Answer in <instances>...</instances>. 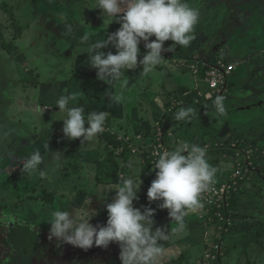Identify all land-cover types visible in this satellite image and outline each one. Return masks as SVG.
<instances>
[{
	"label": "rangeland",
	"instance_id": "rangeland-1",
	"mask_svg": "<svg viewBox=\"0 0 264 264\" xmlns=\"http://www.w3.org/2000/svg\"><path fill=\"white\" fill-rule=\"evenodd\" d=\"M4 1L10 3V0H0V21L5 19L7 21L0 23L3 25L0 28V42L3 39L1 36L4 35L7 41L18 45L19 49L17 51L12 48L6 49L0 44V217L14 218L11 222L0 224V264H13V245L7 244L6 239L10 241V227L16 222L18 227H22L21 234L28 233L38 238L37 234L42 230L46 235L51 258L49 256H46L49 260L42 258L40 264H62L61 261L64 259L69 260V264H86L89 260L83 261L81 258L84 256V249L60 242L56 238H49L51 225L48 221L51 211L70 210L74 213L76 207H82L87 198L90 204L85 206L86 210L96 213L90 223L94 226L106 225L108 219L106 203L111 202L116 195L114 189L118 185L100 186L86 173L90 171L89 164H95L105 157L106 143L100 135L84 144H81L82 138L70 140L64 135V122L60 119H63L66 113L59 111L57 100L61 95L69 94L71 83L67 81L68 77L64 72L66 66L70 68L72 65L69 64L70 57L63 56L64 48L61 46L62 41L59 40L61 32L60 36L55 35L53 39L52 36L48 38L51 34L49 31L40 29L38 38V33L35 34L32 25L31 29L25 32V26L30 24L33 17V14L26 10L30 5L21 8V12L15 15L14 22L2 8ZM35 1L39 7V0H33ZM52 2L56 7L61 5L59 0ZM188 3L198 9L200 14L192 33L194 39L187 46L186 53L190 56L188 58L177 56L178 45L174 47V51L162 53L166 54L167 59L188 69L174 72L177 82L179 78L186 76H189L192 82L195 80L191 64L198 59L209 62L215 60V63L222 62L234 67V74L230 77L233 84L230 83L231 92L228 99V102L232 100V103L226 106L227 114L223 117L217 115L214 105L210 102L190 107L193 109L190 121H176L173 119L174 114L166 113L169 118L168 130L173 133L172 139L169 138V144L174 148L182 147L185 143L210 147L211 150L206 148V154L208 160H214L211 165L217 167L219 172L227 171L226 178H221L218 174L216 176L215 184H221L231 178V172L237 164L229 150L225 154L227 158L224 152L223 155L218 154L222 151L219 136L228 133H231L229 137L234 133L243 134L246 137V147H250L252 140L258 143L252 148L256 156L253 154V158L251 157L244 169L246 178L239 185L238 206L229 208L228 212L231 214L225 213L227 216L223 218V221H228L229 224L236 223L235 236L227 234L225 237H230V242L224 238L221 245L226 251L233 248L238 254L242 252L243 258H248L245 264H264V255L261 256V253H264V245L261 244L264 237L263 235L260 238L254 237L259 232V226H264V0H188ZM22 4L20 0L19 5ZM75 7L77 6L74 5ZM63 9L67 10L65 6ZM59 10L63 11L61 8ZM65 16L61 13L59 20L62 22ZM199 24H202L203 29L195 31ZM35 26L36 29L39 28V22L35 23ZM22 32L25 33L21 35ZM63 33L68 34L67 27H64ZM42 34L47 37L46 40H42ZM172 44L171 40L166 41L165 49ZM159 68L154 69L150 76L163 78L162 74L167 68ZM142 69L136 72L138 76ZM66 73L69 74L68 70ZM143 77H140L141 81L139 78H132L137 87L134 89L130 87L128 101L123 94L126 101L125 112L128 115L138 106L136 100H142L139 98L140 91L143 88L152 90L148 74ZM189 83L191 84V81ZM152 85L159 86L157 83ZM145 104H149L148 100ZM71 106L79 107V104ZM84 116L87 119V115ZM110 122L111 120L105 123L104 132L112 131ZM219 128L221 130H218ZM196 131L202 135H199L200 138L197 140V134L194 133ZM194 140L196 141L193 142ZM37 150L46 157L45 164L40 165L44 172L43 176L39 172L32 175L23 174L22 161ZM54 152H60L62 156L59 168L56 161L51 158ZM134 155L131 154V161L137 158ZM140 164L146 168L144 159L140 157L137 164L133 162L129 168L130 175L133 166L136 165L135 171H138L139 167L142 168ZM153 169L154 165L151 170H146V178L152 181L156 178ZM148 189L149 185L142 183L140 192L143 198L134 201L135 207H151L148 197H145ZM50 193L55 195L49 200ZM89 193L90 197H83ZM99 194L103 196L98 198ZM204 194L203 204L198 213L205 217L206 214L209 215L211 208L204 202ZM141 203L146 205L140 206ZM155 208L160 209L159 206ZM208 219L206 216L207 221ZM215 230L216 227L213 226L211 230L208 229L209 236L206 231L204 241L206 249L201 258L194 263L214 264L213 259H209L206 253L212 250V245H216L213 243L215 236L212 235ZM39 240H42L41 237ZM217 245L222 248L220 244ZM94 248L100 247L94 245L90 249ZM233 250L231 249L232 252ZM221 254L224 255L218 264H225L227 255L223 249ZM20 259L22 258H19V261Z\"/></svg>",
	"mask_w": 264,
	"mask_h": 264
},
{
	"label": "clouds",
	"instance_id": "clouds-1",
	"mask_svg": "<svg viewBox=\"0 0 264 264\" xmlns=\"http://www.w3.org/2000/svg\"><path fill=\"white\" fill-rule=\"evenodd\" d=\"M96 8L102 10L104 23L109 20V24L114 21L121 24L117 31L95 41L86 51L88 64L97 70V78L108 86L116 85L121 89L110 96L117 104L124 100L123 90L129 86V77L125 73L142 65L141 75H146L165 59L162 52L174 51L176 45L189 46L200 18L199 10L191 7L188 0H95V7L91 9ZM153 36L155 40L151 39ZM169 40L173 44L165 49L164 43ZM141 41L148 51L138 59ZM109 46L116 49L115 54L102 50ZM224 99L218 95L212 101L221 117L227 114ZM76 100L74 93L61 95L57 105L60 112L66 113L60 119L64 122V135L70 140L82 138L81 144H84L104 132L108 113L92 111L85 119L83 107L71 106ZM192 113L193 109L181 107L173 119L190 121ZM51 158L59 168L61 153L54 152ZM45 159L40 151L33 152L22 161L23 174L39 172L43 176L40 165L45 164ZM153 170L156 178L148 189V200L150 203L160 202L159 208L168 210L171 225L174 223L177 227L154 229L155 210L134 206L143 181L141 175L137 179L133 173L122 177L114 189L116 195L106 203V225L90 223L96 213L86 210L85 206L90 203L85 198L82 207H76L74 213L70 210L51 211L49 238L84 250L94 245L107 248L116 243L120 248L121 264H157L164 253L162 242L169 241L175 233L183 230L190 210L202 207V194L212 190L218 168L208 162L206 148L185 143L175 150L160 153ZM13 220L11 216L0 217V224Z\"/></svg>",
	"mask_w": 264,
	"mask_h": 264
},
{
	"label": "crops",
	"instance_id": "crops-1",
	"mask_svg": "<svg viewBox=\"0 0 264 264\" xmlns=\"http://www.w3.org/2000/svg\"><path fill=\"white\" fill-rule=\"evenodd\" d=\"M19 2L20 0H10V3L4 1L3 3L4 5L2 8L4 9L5 12L9 14L8 16L10 17V19H13V21L15 22L16 21L14 20L15 15L21 12V8H25L27 5H30L26 10L28 12H31L33 14V17L30 20L31 21L30 24L25 26L24 28L25 32L31 29V25L33 27V30L35 31V34L38 33L37 36L38 38H39L38 29L46 32L49 31L51 34H49L48 38L52 36V39L55 35L60 36L59 33L61 32V36L59 37V40L62 41L61 46H63L64 48L63 56L64 58H67V56H69L70 57L69 64L72 65L70 68H67L66 66V70H68L69 74L66 73V70L64 73L65 76L68 77L67 81L71 83L69 88V93H74L77 95V100L73 102V104H79L81 101H83L89 103L92 106L93 111H99V112L106 111L108 113L107 115L108 121L111 120L110 128L112 129V132H115L118 135V137L123 136L127 138L128 141L126 143H129V145H142L144 142L152 140L156 123L162 118H165V116L168 114H175L178 108L195 107L196 104L192 101V98H195V96L198 95V92L200 90L198 89L199 88L198 85H201L203 87L204 85L202 83L197 82L198 77L195 75H194L195 80L193 79V82L189 76L179 78V82H177V79L174 77L175 76L174 72L175 71L179 72V70L183 71L188 69L180 66L179 64H176V62L174 63L173 60L167 59L166 54L162 53L165 59L155 69H160L159 67L167 68L165 70V73L162 74L163 78L158 79L156 75L150 76L151 72H149L148 77H150L151 79L149 83L152 86L151 87L152 90H149L148 88L146 89L143 88L142 91H140L141 93H139V98L142 100H136L138 102V106H136L133 109L131 114L129 115L126 114L127 112H125L126 111L125 100L128 101L130 97V90H131L130 87L132 89H134V87H137L135 86L136 83L132 82V78L135 77V78H139L140 80V77H143V75L141 74L139 76L138 74H136V72H139V69L143 68V66L138 65L136 69L128 70L125 73L129 77V86L123 90V94H125L126 99L123 100L121 103L117 104L111 101L110 96L112 94L119 92L121 89L116 85L108 86L105 82L97 78V70L89 66L88 64L89 57L88 54L86 53L88 47L92 43H94L97 40H102L107 38V35L117 31L121 27V24L115 21L109 24L111 22L109 20H106V22L104 23L102 10L99 8L91 9L95 7V0H59L61 4L59 7H56V5H54L52 0L51 1L39 0V7L37 4L38 2L36 1L33 2V0H29V4H28V0H21V2L23 3L22 5H19ZM74 5H76L77 7L74 8ZM64 6L65 8H67V10L69 7L68 12L67 10L63 9ZM60 8L63 11H60L59 10ZM77 12L78 15H76ZM61 13L66 15L65 19H63L62 22L59 20L60 19L59 16ZM1 22L5 23L7 21L5 19L4 21L3 20L0 21V23ZM38 22H39V26H38L39 28L36 29L35 23L37 24ZM2 27L3 25L0 24V28ZM64 27L65 28L67 27L68 34L63 33ZM25 32H22L21 35H23ZM45 34L48 35V33ZM42 36H43L42 40L47 39V37L44 36V34H42ZM85 37H87V39H85ZM35 39L37 38L35 37ZM151 39L155 40V37L153 36ZM3 40L4 37L0 42V44H2V47H4ZM47 41L49 42V40ZM50 43L52 42L50 41ZM15 46H17L16 49L18 50L19 46L16 44ZM139 47H140V54L138 56V59H142L143 56L147 54L148 50L144 47V41H141ZM183 48L187 49V47H183ZM102 50L105 51L106 53L108 51H112L114 54L116 53V49L111 46ZM179 51H181V49ZM177 56H179L180 58L187 57L183 55L180 56L179 54ZM211 61L215 62V60H211ZM67 64L68 63H66V65ZM189 81H191V84L189 83ZM155 83H157L159 86L154 87L152 84ZM64 85L66 84H63V86ZM146 100H148L149 104H145ZM180 101H186V103L184 105H179L178 103ZM231 101L232 100H229V102L228 101L225 102L224 103L225 106L227 105L229 106V104L232 103ZM165 119L168 123L169 118L166 116ZM138 124H141L144 127V130H146L144 131L145 134L143 132L137 131ZM230 132H232V130ZM139 133L143 134L142 138H137V135ZM194 133L197 134L198 132L196 131ZM199 135L202 136L201 134H197L196 140L200 138ZM230 135L231 133L222 135V138H228ZM172 136L170 137L171 139ZM178 140L179 139H177V141ZM196 140H194L193 142H195ZM134 156H137V158L134 159V163L137 164V161L140 159V157L144 159V163L146 162L145 158H147V156L141 154ZM97 164L98 162H96L95 164L92 163L89 164L91 165L90 167H88L90 171L86 172L87 174H89L90 178L94 180L98 173ZM135 166H133L131 173L132 174L134 173L137 179L141 175V179L145 184L146 177H144V175L142 174V172L144 171L143 170L144 167H142L140 164L142 168L138 166L139 170L135 171ZM226 172L221 170L220 172L218 171L217 174L220 175L221 178H226ZM102 185L103 184H101L100 186ZM111 185H119V184H111ZM95 186L97 187V184H95ZM90 196L91 194L87 195V197ZM102 196H103L102 194H99L98 198H101ZM141 198H143V195L139 191L137 200ZM159 203L160 202H158V204H153V203L149 204V206H151L152 209L155 210V215L153 218L156 221V223L154 225V229L156 227H160V228H167L170 230L171 227L172 228L177 227V225H175L174 223L171 225L169 212L167 209L155 208V206H159ZM141 205H146V204L142 203L140 204V206ZM198 211L200 212V209H197L195 211L190 210L185 217V225L183 230L175 233L169 241L162 242L164 253L158 260L157 264H197L194 262L198 258L199 259L201 258L203 251H205L206 249V244L204 242L206 241L205 233L208 229L211 230L213 226L211 222L206 220V216L205 217L204 215L200 216ZM235 231L236 229H234V231L231 232L232 236H235L234 234ZM41 233L44 235V232L42 230ZM262 235L264 237V232ZM254 237L257 238L256 234ZM224 238H226V240L230 242V237L224 236L223 239ZM113 244L114 243H111L107 248L100 247L98 249L94 248L90 250L89 249L85 250V252L83 253L84 256H82L81 258L83 259V261L85 259L89 260L88 262H86V264H99V263L121 264V261L119 259L120 256L119 245L118 244L115 245L116 243L114 245ZM261 244L264 245V242H262ZM47 245H49V242H47ZM231 249L233 250V248ZM231 249L229 248L226 251V248L224 247V252L227 255L226 256L227 262H225V264H245L248 258H243L242 252L239 251L241 253L238 254V251L236 249L233 250L234 255H232L233 252L231 251ZM263 255L264 253H261V256ZM61 262L62 264H69V260L66 259L62 260Z\"/></svg>",
	"mask_w": 264,
	"mask_h": 264
},
{
	"label": "built area",
	"instance_id": "built-area-1",
	"mask_svg": "<svg viewBox=\"0 0 264 264\" xmlns=\"http://www.w3.org/2000/svg\"><path fill=\"white\" fill-rule=\"evenodd\" d=\"M191 69L194 71L195 76L198 77L199 83H202L205 86L198 85L200 89L198 95L195 98H192V101L196 104H205V103H212L216 96L222 95L224 99V103L228 101L229 94H230V77L234 74V67L231 65H227L222 62H209L204 59H198L191 64ZM189 98V97H188ZM186 101H180L179 105H184ZM213 104V103H212ZM162 122H166L165 118H162L156 123L152 140L144 142L142 145H138L137 147H133L135 145H130L132 149V154L135 155H145L148 158H151L152 163L156 162L158 159V155L163 151H171L175 150L172 145L169 144V138L172 136V133L162 124ZM143 134H138L137 138H142ZM124 144L128 141L127 138L121 136L119 137ZM243 142V141H242ZM221 150L225 154L228 152H232L233 157L236 161V167L233 168L231 172V178L221 184H214L211 191L205 192V203L208 205L211 210L209 211V215L206 214L207 218H209V222L213 224V227H216L213 236L215 239L213 241L214 244L212 245V250L206 253L207 257L213 259L214 263H218L220 260L219 258L224 254H221L222 249L224 251V247L221 245L223 241L224 233L229 230L228 226L233 225L232 223L229 224L228 221L224 222L223 218L225 215L224 210H228L230 208V199L234 191L238 190L241 181L246 178L245 175V166L247 162L253 158L254 149L253 147H246V145H241L238 141H231L230 145H225V143L220 144ZM219 147V144H218ZM218 147L216 149H218ZM211 150L210 147H205ZM123 151V148L120 152ZM225 158H227L225 156ZM228 208V209H227ZM216 213V214H214ZM231 214V213H230ZM229 214V215H230ZM212 217V218H211ZM216 218L219 221H216ZM207 235L209 236L210 233L207 230ZM217 244L221 245V249Z\"/></svg>",
	"mask_w": 264,
	"mask_h": 264
},
{
	"label": "trees",
	"instance_id": "trees-1",
	"mask_svg": "<svg viewBox=\"0 0 264 264\" xmlns=\"http://www.w3.org/2000/svg\"><path fill=\"white\" fill-rule=\"evenodd\" d=\"M203 29L202 24H199L196 28L195 31H201ZM19 31L21 32V29H19ZM18 32V33H20ZM1 37H4V35H2ZM3 45L4 48H12V50L16 51V46L15 44L11 43L10 41H7L4 37L3 40ZM179 50L181 49V51L178 52V54L180 56L186 54V52H188V50L186 48H182V46L178 45ZM187 58L189 57V54H186ZM199 106V105H198ZM79 107H83L84 108V114L88 116V114L90 112L93 111V108L90 104L85 103L83 101H81L79 103ZM108 121V118H106V122ZM162 124L168 129V123L166 122H162ZM218 130H221L220 128ZM137 131L138 132H143L146 131L144 130V127L141 124L137 125ZM221 132V131H220ZM145 134V133H144ZM100 135V137H102V139L105 141V145H106V155L105 157L98 162L97 166H98V173L95 177L96 182L98 183V185L100 184H120L121 183V179L122 177L128 176L130 175L129 173V165H132L133 162L130 159L131 153H132V149L130 148L129 144H124L123 141H121L118 137V135L115 132H103ZM217 136V135H216ZM219 140L222 143H225V145H230L231 141H238L241 145H247L246 144V137L243 134H237L234 133L231 137L228 138H222L219 136ZM243 141V142H242ZM248 141V140H247ZM256 144H258L255 140L251 141V145L252 147L256 146ZM123 148V151L120 152L119 149ZM218 154L223 155V151H219ZM256 156V155H254ZM220 158H222V156H220ZM122 159V160H121ZM145 163H146V168H144L142 174L144 175V177L147 176V171L146 170H151V168L153 167V163L151 158H145ZM208 162L210 164L214 163V160L210 159L208 160ZM145 183L149 185H151L152 180L151 179H147L145 178ZM238 190L234 191L232 194V197L230 199V208H237L238 206V202L239 199L238 198ZM243 191V190H242ZM241 191V192H242ZM147 192L145 194V197H147ZM54 196V193H50L48 198L49 200L52 199L51 196ZM88 194L83 195V197H87ZM90 195V193H89ZM142 204V203H141ZM228 209V208H227ZM226 212V214H230L228 212V210H224ZM216 214V213H214ZM216 221H219L218 218H216ZM236 223H234L235 225ZM244 225V222L242 223ZM234 225L228 226L229 230L227 232L224 233V236H226L227 234H231V232L234 231ZM241 226V224H240ZM239 228V227H238ZM263 227L259 226V232L256 233V237H260L263 234ZM11 233H10V241L9 239H6V243L9 244L11 243L13 245V253H12V262L13 264H40L39 262L42 260V258L49 260L48 258H46V256H49V258H51L49 251H48V247L49 245H47V241L48 240L46 238V235L42 234L41 232H39L38 238L34 237L31 234H21L22 227H18V224L16 222V224L12 227H10ZM223 236V237H224ZM39 237H41L42 240H39ZM41 241V242H39ZM1 244V242H0ZM47 248V251H46ZM39 251V252H38ZM19 258L20 259L19 261ZM222 259V256L219 258V260ZM214 264H218V263H214Z\"/></svg>",
	"mask_w": 264,
	"mask_h": 264
}]
</instances>
